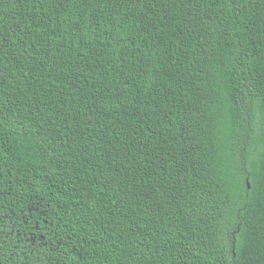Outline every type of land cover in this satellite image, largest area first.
<instances>
[{"label": "trees", "instance_id": "trees-1", "mask_svg": "<svg viewBox=\"0 0 264 264\" xmlns=\"http://www.w3.org/2000/svg\"><path fill=\"white\" fill-rule=\"evenodd\" d=\"M0 264H264V0H0Z\"/></svg>", "mask_w": 264, "mask_h": 264}]
</instances>
